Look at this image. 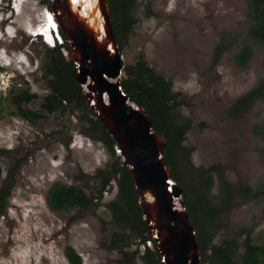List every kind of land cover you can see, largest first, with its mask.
Segmentation results:
<instances>
[{
	"label": "rangeland",
	"instance_id": "1",
	"mask_svg": "<svg viewBox=\"0 0 264 264\" xmlns=\"http://www.w3.org/2000/svg\"><path fill=\"white\" fill-rule=\"evenodd\" d=\"M14 3L17 14L9 18L10 9L0 0V18L3 14L9 18L0 27L12 20L6 38L15 36L6 40L0 32V183L17 160L20 163L0 216V264H69L67 247L81 264H124L123 253L142 254L143 249L134 239L128 248L109 247L117 230L103 206L114 197L113 182L107 196L86 209L53 211L48 206L54 184L72 185L96 196L92 175L113 157L102 144L81 134L76 114L49 115L41 109L49 92L41 71L43 46L31 44L23 26L40 22L45 7L41 0ZM253 10L249 0H138L132 10V33L119 51L124 66L141 57L171 84V92L182 102L178 111L190 123L183 144L192 148V165L223 169L232 206L212 230L213 245L250 228L252 244L264 247V202L255 204L240 193L241 188L252 191L264 182V103L256 101L239 117L229 114L236 99L264 74V52L246 41ZM256 11L262 15L259 8ZM225 39H236L237 44L213 63L214 48ZM244 43L252 47V57L239 69L232 56ZM22 92L34 96L22 109L40 119L25 120L17 114L12 99ZM222 191L214 174L213 202ZM242 240L243 236L238 239ZM242 252L240 247L238 255ZM133 264L141 261L136 258Z\"/></svg>",
	"mask_w": 264,
	"mask_h": 264
},
{
	"label": "trees",
	"instance_id": "2",
	"mask_svg": "<svg viewBox=\"0 0 264 264\" xmlns=\"http://www.w3.org/2000/svg\"><path fill=\"white\" fill-rule=\"evenodd\" d=\"M107 1L113 35L120 50L132 33L135 24L132 10L138 0ZM249 2L254 6V10L246 41L250 40L264 52V0ZM41 4L47 10L50 9L48 0H41ZM257 8L261 10L262 15L257 13ZM58 33L62 38L61 32ZM236 42V39H225L217 44L212 62L216 63L223 54L231 51ZM62 51H66L64 42L60 45L56 42L53 48L43 45L44 62L41 71L47 80L49 93L43 98L41 109L49 115L63 114L65 111L72 116L76 114L77 121L81 123L80 132L91 141L100 142L113 160L93 177L97 182L96 196H87L75 186L54 184L48 193V206L53 211L86 209L96 203L94 200L101 199L107 188L111 189L110 183L113 181L116 192L104 206L111 216L112 223L121 232L112 234L109 247L112 249L119 246L128 247L126 245L131 239L138 240V245L144 244L149 238L133 193L131 178L127 169L120 165L119 158L115 156L112 139L85 105L82 91L74 79L72 61L70 58L65 59ZM251 57L252 47L244 43L232 56V61L237 68L244 69ZM124 74L125 77L120 83L122 92L129 101L145 109L151 119L152 129L166 139L164 161L171 168L172 180L182 189V205L195 231L201 264H233L240 247L243 248V252L238 255L237 264H264V247L252 244L250 228L235 232L231 239L223 240L218 245L212 244V230L232 206L230 187L223 177L220 165L208 168L192 165L190 161L192 148L183 144L190 123L178 111V106L182 102L171 92V84L148 67L141 57L134 65L125 67ZM33 99L34 96L27 92L13 97L12 102L21 118L30 121L41 118L39 114L22 109L23 103L27 104ZM256 101L264 103V74L252 89L236 99L230 107V116H241ZM262 128L264 129V124ZM16 169L17 166L14 165L0 183V216L5 211V200L10 193ZM214 174L218 176L223 190L216 203L212 201L210 193ZM240 193L255 204L264 202V182L252 191L248 187L241 188ZM242 236L243 240L239 242L238 239ZM65 257L69 264H81L80 257L70 247L66 248ZM123 257L124 264H133L136 258L141 264H160L159 256L153 248L146 247L141 255L137 250L130 254L125 252Z\"/></svg>",
	"mask_w": 264,
	"mask_h": 264
},
{
	"label": "water",
	"instance_id": "3",
	"mask_svg": "<svg viewBox=\"0 0 264 264\" xmlns=\"http://www.w3.org/2000/svg\"><path fill=\"white\" fill-rule=\"evenodd\" d=\"M14 1L10 15L17 13ZM48 2L50 9L41 11V15L47 13V25L42 17L36 25L24 24L23 33L34 45L53 48L52 32L59 44L64 42V55L72 61L74 79L85 105L112 139L120 165L128 171L142 221L160 264H201L195 231L182 205V189L172 180L171 168L164 161L166 139L152 129L145 109L129 101L121 90L126 66L113 35L108 1ZM2 16L0 22L6 21L7 16ZM11 23L9 20L0 27L6 40L15 38H6ZM42 26L52 38L51 43L40 33ZM2 52L0 47V55Z\"/></svg>",
	"mask_w": 264,
	"mask_h": 264
},
{
	"label": "flooded vegetation",
	"instance_id": "4",
	"mask_svg": "<svg viewBox=\"0 0 264 264\" xmlns=\"http://www.w3.org/2000/svg\"><path fill=\"white\" fill-rule=\"evenodd\" d=\"M4 2H5V7L6 6H8L9 7V9H10V6H11V0L9 1V0H3ZM6 15V14H5ZM43 16V15H42ZM11 17V15H10V13H9V18ZM9 18H7V20L9 19ZM44 19H45V17H44ZM57 33H58V30H57ZM59 34V33H58ZM52 36H53V38H54V46L56 45V42H57V39L54 37V33L52 32ZM57 44H59L58 42H57ZM62 44V43H61ZM60 45V44H59ZM43 46V44L41 45V47ZM53 46V47H54ZM65 52V51H64ZM64 58L65 59H68L69 57H68V55L67 56H65L64 55ZM43 64V63H42ZM41 68H42V65H41ZM42 70V69H41ZM43 76V75H42ZM49 93V92H48ZM255 103V102H254ZM253 105V104H252ZM251 105V106H252ZM250 106V107H251ZM249 107V108H250ZM248 108V109H249ZM244 114V113H243ZM242 114V115H243ZM33 121V120H32ZM82 134V133H81ZM42 135V134H41ZM83 135V134H82ZM43 136V135H42ZM41 136V137H42ZM85 136V135H84ZM40 136L39 137H36V138H41ZM86 137V136H85ZM86 138H88V137H86ZM88 139H90V138H88ZM94 142H96V141H94ZM98 143H100V142H98ZM63 144H64V142H63ZM101 144V143H100ZM104 147V146H103ZM105 148V147H104ZM114 153H115V150H114ZM110 155V154H109ZM115 155H116V153H115ZM117 157V156H116ZM19 163H20V160H17V162L14 164V165H16L17 166V168H18V166H19ZM17 170V169H16ZM99 170H104V169H99ZM98 170V171H99ZM97 173V172H96ZM96 174H94V175H92V178L95 176ZM111 182H113V181H111ZM114 183V182H113ZM72 186V185H71ZM115 186V185H114ZM80 189V188H79ZM115 189V192H116V187L114 188ZM82 190V189H81ZM108 190H109V188H107L103 193H102V197L103 196H107V194H108ZM83 191V190H82ZM84 192V191H83ZM87 196H89L86 192H84ZM101 197V198H102ZM112 199V198H111ZM231 200V199H230ZM95 202L97 201V200H94ZM231 202V201H230ZM103 207H105V206H103ZM110 219H111V216H110ZM111 223H112V221H111ZM112 225L116 228V226L112 223ZM116 232H118V233H120L121 232V230H119V229H117L116 228ZM114 233V232H113ZM112 233V234H113ZM112 236V235H111ZM150 240V239H149ZM149 240H147V241H145L144 242V244H139L138 246H140L143 250V252H142V254L144 253V251H145V248L147 247V248H149V249H151L150 247V241ZM110 243V242H109ZM110 245V244H109ZM130 246V245H129ZM117 248H119L120 249V246L119 247H116L115 249H117ZM123 248V247H122ZM125 248V247H124ZM126 248H128V247H126ZM138 251V253L140 254V252H139V250H137ZM141 255V254H140Z\"/></svg>",
	"mask_w": 264,
	"mask_h": 264
},
{
	"label": "bare ground",
	"instance_id": "5",
	"mask_svg": "<svg viewBox=\"0 0 264 264\" xmlns=\"http://www.w3.org/2000/svg\"><path fill=\"white\" fill-rule=\"evenodd\" d=\"M17 14V13H16ZM42 15H43V19H44V17L47 15V13L46 12H42ZM52 19V18H51ZM45 20V22H46V24L45 25H47V21H46V19H44ZM53 21V20H52ZM54 25H55V23H54V21L52 22ZM44 26V25H43ZM43 26L41 27V31H40V33L41 34H43L44 36H45V38L47 39V41L48 42H52V38L48 35V32H47V29L46 30H44L43 29ZM58 36H59V34H58Z\"/></svg>",
	"mask_w": 264,
	"mask_h": 264
}]
</instances>
